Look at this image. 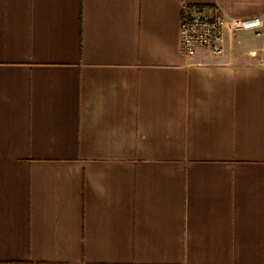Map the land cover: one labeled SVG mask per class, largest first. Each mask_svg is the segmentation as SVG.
<instances>
[{
  "label": "crops",
  "instance_id": "obj_1",
  "mask_svg": "<svg viewBox=\"0 0 264 264\" xmlns=\"http://www.w3.org/2000/svg\"><path fill=\"white\" fill-rule=\"evenodd\" d=\"M184 4L264 19L0 0V264H264V33L187 56Z\"/></svg>",
  "mask_w": 264,
  "mask_h": 264
},
{
  "label": "built area",
  "instance_id": "obj_2",
  "mask_svg": "<svg viewBox=\"0 0 264 264\" xmlns=\"http://www.w3.org/2000/svg\"><path fill=\"white\" fill-rule=\"evenodd\" d=\"M264 19L231 18L219 5L204 8L184 4L180 22V47L183 54L195 56L201 50L221 55L225 50V41L229 33L254 30L263 34Z\"/></svg>",
  "mask_w": 264,
  "mask_h": 264
},
{
  "label": "rangeland",
  "instance_id": "obj_3",
  "mask_svg": "<svg viewBox=\"0 0 264 264\" xmlns=\"http://www.w3.org/2000/svg\"><path fill=\"white\" fill-rule=\"evenodd\" d=\"M247 31H251V32H253V33H255V34H257L254 30H247ZM264 33V32H263Z\"/></svg>",
  "mask_w": 264,
  "mask_h": 264
}]
</instances>
